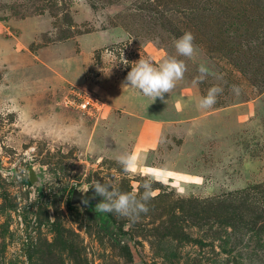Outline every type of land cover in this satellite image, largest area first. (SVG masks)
Segmentation results:
<instances>
[{"label":"rangeland","instance_id":"obj_1","mask_svg":"<svg viewBox=\"0 0 264 264\" xmlns=\"http://www.w3.org/2000/svg\"><path fill=\"white\" fill-rule=\"evenodd\" d=\"M186 31L223 80L194 87L178 57L164 100L125 86ZM149 179L134 223L69 205L79 184ZM0 264H264V0H0Z\"/></svg>","mask_w":264,"mask_h":264},{"label":"clouds","instance_id":"obj_2","mask_svg":"<svg viewBox=\"0 0 264 264\" xmlns=\"http://www.w3.org/2000/svg\"><path fill=\"white\" fill-rule=\"evenodd\" d=\"M176 50L175 56L165 58L158 66L154 65L149 59L140 58L135 62V67H131L125 78V86L138 90L143 96L153 102L157 98L164 100L165 94H170L177 83L183 81L188 66L183 59L185 57L194 62H198V75L191 83L195 87L204 82L208 77L216 80H223V76L213 70L206 60L201 59V51L195 44V36L192 32L186 31L174 42ZM224 89L220 84L210 87L205 96L199 99L197 107L199 109H211L217 103V97L223 93ZM232 91L240 94L237 85L232 86ZM117 162L123 171L129 172L134 169L135 157L130 153H121L116 156ZM139 193L121 192L116 189L110 181H97L91 189L93 197H100V201L95 205V210L101 213H112L130 222H137L142 215L149 212V203L156 196V191L152 186V180H145L141 184ZM89 189L82 191L87 193ZM82 203L87 205L88 198H82Z\"/></svg>","mask_w":264,"mask_h":264},{"label":"water","instance_id":"obj_3","mask_svg":"<svg viewBox=\"0 0 264 264\" xmlns=\"http://www.w3.org/2000/svg\"><path fill=\"white\" fill-rule=\"evenodd\" d=\"M26 176L29 183L36 185L38 188H41L42 180L38 174L37 168L34 166H29L26 169ZM89 189V184H79L78 186L74 187L69 195V205L70 206H76L80 211H82L85 207L89 206V203L91 202V205L89 208L95 209L94 205L97 204L99 201L97 197L92 198L93 195L89 192L83 193L82 191H85ZM82 198H88L89 203L85 205L82 203Z\"/></svg>","mask_w":264,"mask_h":264},{"label":"trees","instance_id":"obj_4","mask_svg":"<svg viewBox=\"0 0 264 264\" xmlns=\"http://www.w3.org/2000/svg\"><path fill=\"white\" fill-rule=\"evenodd\" d=\"M92 216H93V218L95 219V220H98L97 222H98V226L100 227V228H103V218H102V216H101V214H99V215H93L92 214V212L91 211H88Z\"/></svg>","mask_w":264,"mask_h":264},{"label":"flooded vegetation","instance_id":"obj_5","mask_svg":"<svg viewBox=\"0 0 264 264\" xmlns=\"http://www.w3.org/2000/svg\"><path fill=\"white\" fill-rule=\"evenodd\" d=\"M89 192H90V191H89ZM90 193H91V192H90ZM90 205H91V202L89 203V206H90ZM95 205H96V204H95ZM95 205H94V207H95ZM89 206L85 207L84 210L87 211V212H88V211H91L93 215H97V214L99 215V214H100V213L97 212L95 209L92 210V208H89Z\"/></svg>","mask_w":264,"mask_h":264},{"label":"crops","instance_id":"obj_6","mask_svg":"<svg viewBox=\"0 0 264 264\" xmlns=\"http://www.w3.org/2000/svg\"><path fill=\"white\" fill-rule=\"evenodd\" d=\"M141 125H142V124H141ZM141 128H142V126H140V129H141ZM148 142L150 143L151 141H148ZM138 146H140V142L135 144V146H134V151H135L136 149H138ZM132 155L135 156L134 152L132 153Z\"/></svg>","mask_w":264,"mask_h":264},{"label":"built area","instance_id":"obj_7","mask_svg":"<svg viewBox=\"0 0 264 264\" xmlns=\"http://www.w3.org/2000/svg\"><path fill=\"white\" fill-rule=\"evenodd\" d=\"M87 103H88L87 101L80 102V105H79V107H85V105H86Z\"/></svg>","mask_w":264,"mask_h":264}]
</instances>
